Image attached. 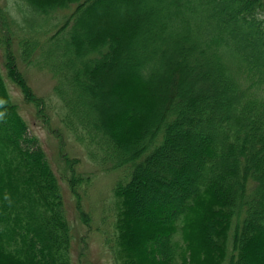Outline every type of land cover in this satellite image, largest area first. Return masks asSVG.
<instances>
[{
	"label": "trees",
	"instance_id": "obj_1",
	"mask_svg": "<svg viewBox=\"0 0 264 264\" xmlns=\"http://www.w3.org/2000/svg\"><path fill=\"white\" fill-rule=\"evenodd\" d=\"M128 1L104 21L113 0H17L29 24L0 5V264H73L60 183L5 78L44 115L21 65L52 74L89 158L125 171L102 232L115 264H264V0ZM119 77L131 90L107 108ZM67 163L77 195L90 178Z\"/></svg>",
	"mask_w": 264,
	"mask_h": 264
},
{
	"label": "rangeland",
	"instance_id": "obj_2",
	"mask_svg": "<svg viewBox=\"0 0 264 264\" xmlns=\"http://www.w3.org/2000/svg\"><path fill=\"white\" fill-rule=\"evenodd\" d=\"M113 1L110 6H105L103 9L97 10L99 17H103L104 21L106 18L111 20L118 12H125L127 10L125 8L126 4L136 7L133 2L130 3L127 0ZM0 5L10 10L22 22L29 24L34 23V20H36L33 14L29 17L28 13H20L21 9L19 10L17 0H0ZM22 7L27 9L26 5ZM145 9L146 6H140L137 14ZM98 20V25L104 22L100 18ZM0 61L3 65L1 47ZM124 65L127 68L133 67V63L131 66L126 63ZM21 66V70L35 94L46 100L44 115L38 111L35 105L24 99L23 93L15 83L8 79L6 75L5 78L13 101L19 105V111L28 124V134L30 137L36 138L32 146L37 144L38 147L43 149L60 183L65 212L71 224L73 234L71 249L72 263L115 264L116 262L112 258L102 232L105 233L109 229L107 219L105 221V218H108L112 214L111 210L114 207L112 204L114 198L113 189L115 184L124 177L125 171L123 168L105 171L89 158L87 146L83 142L78 141L73 134H70L67 128L61 123V116L64 110L62 103L54 92L56 81L52 77V74L46 70ZM125 72L124 75L129 74V71ZM123 77L117 79L119 83L114 80L110 87H105V97L102 100L107 108H112L118 104L117 96L120 99H126V92L131 90V87L125 84ZM107 88H109L108 91ZM112 115L114 116L113 120L120 121V118H116L117 115L115 113ZM67 159L73 161V166L77 173L90 178L87 184H78L76 186L78 191L77 195L80 198L73 193L68 183L70 168ZM99 164L104 167L109 166V164H102V162ZM109 168H111V165ZM151 198L149 193L145 201L147 200L148 202ZM81 211L90 217L91 221L89 225L83 223L79 213Z\"/></svg>",
	"mask_w": 264,
	"mask_h": 264
},
{
	"label": "clouds",
	"instance_id": "obj_3",
	"mask_svg": "<svg viewBox=\"0 0 264 264\" xmlns=\"http://www.w3.org/2000/svg\"><path fill=\"white\" fill-rule=\"evenodd\" d=\"M0 104H3V101H0ZM5 113L4 112H0V119H3Z\"/></svg>",
	"mask_w": 264,
	"mask_h": 264
}]
</instances>
